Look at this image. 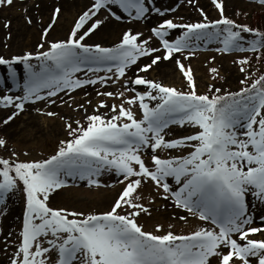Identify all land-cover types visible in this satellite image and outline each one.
<instances>
[{"label":"snow or ice","instance_id":"1","mask_svg":"<svg viewBox=\"0 0 264 264\" xmlns=\"http://www.w3.org/2000/svg\"><path fill=\"white\" fill-rule=\"evenodd\" d=\"M153 2L92 0L66 41L51 43L48 51L36 56L26 53L10 60L0 57V66L8 67L10 79L16 77L13 65L23 64L25 71L23 94L0 96V107L16 109L3 119L4 125L23 112L27 104L38 101L55 104L56 100L51 98L60 93L70 95L86 85L105 87L123 81L119 84L123 90L118 93L97 92L98 96L120 100L118 105L101 100L92 114H87L84 104L78 105L86 113V126L79 120L75 121V128L68 123L66 130L70 138L60 141L58 150L48 159L19 161L15 152L10 159L0 157V216L7 214L8 197L18 192L21 185L25 200L20 240L11 264H49V254L53 252L56 264H210L214 257L219 258V264L236 261L251 264L252 258L257 264H264V240L250 239L264 234V227H249L254 223L249 213L250 200L264 204V75L235 93L221 94L222 89L209 85L211 95L198 93L192 69L179 59L175 63L189 91L140 75L186 50L194 54L191 42L195 41L218 43L222 47L216 51L224 54L260 52L264 49V33L235 23L224 15L222 2L212 0L220 19L209 21L203 10L198 9L203 17L200 22L164 20L151 30L160 47H151L150 39L141 40L142 33L133 34L131 30L125 31L113 48L82 43L107 22V17L99 18L101 12L116 20L121 19L117 11L137 21L152 11L163 16V11L148 7ZM257 2L264 4V0ZM13 3L14 0H0V7ZM60 12L59 7L54 9L52 22L43 36L49 34ZM9 26V23L4 25ZM174 30L183 31L170 41L168 37ZM245 34L252 38L246 39ZM159 52L163 55H155ZM141 58H151L150 63L138 66L134 77L127 76ZM189 58V55L183 57ZM33 60L38 63H31ZM236 63L241 65L240 72L245 73L243 66L250 61L240 59ZM209 71L218 74L216 68ZM79 72L88 78L81 80L76 76ZM100 72L106 75H95ZM248 80L249 76L245 75L240 83L244 85ZM125 92L132 95L126 97ZM101 109L108 111L102 113ZM46 115L52 117L56 113ZM174 125L191 126L197 131L166 139L167 130ZM6 143L0 138V148L6 149ZM182 148L191 151L185 156L166 159L156 155L158 150ZM146 150L153 153L151 166L143 158ZM105 171L122 177L118 182L125 185L110 210L85 214L50 207V197L66 187L69 178L79 177L87 179L90 185H98L93 177ZM169 179L177 186L175 190L167 182ZM147 181L162 190V199L171 198L177 208L211 227H201L189 235L145 232L137 218L141 213H151L137 203L141 200L137 192ZM156 231L162 228L158 226Z\"/></svg>","mask_w":264,"mask_h":264},{"label":"rangeland","instance_id":"2","mask_svg":"<svg viewBox=\"0 0 264 264\" xmlns=\"http://www.w3.org/2000/svg\"><path fill=\"white\" fill-rule=\"evenodd\" d=\"M67 1L71 4L74 1H79L80 4L71 5L74 7L73 10H67L64 8L67 7V4H65ZM91 2L92 0H66L64 2L63 0H14L11 6L0 7V57L10 60L14 56H23L26 53L34 56L47 50L51 43L66 41L75 22L88 9ZM218 2H222L224 6V15L239 25L245 24V21L251 23V20L260 11H264V4L258 3L257 0H218ZM43 4H47V7L42 8ZM57 7L61 9V12L49 30V34L43 36V31L52 22L54 9ZM148 7L159 9L165 14L161 16L152 11L146 18L137 21L119 11H117V15L121 16L120 20L112 18L107 12H101L98 14L99 18L107 17V22L86 37L82 43L93 47L99 45L105 48H113L120 43L123 33L131 30L133 34L142 33L141 40L150 39L151 47H160L159 41L152 37L151 30L164 20L171 19L175 23L200 22L203 17L198 9L203 10L209 21L220 19V13L215 8L212 0H194V3L191 4L188 0H154ZM172 9H175V11H172ZM262 17L264 16H261L259 21L263 22ZM29 19L31 23H28ZM5 23H9L10 26L5 28ZM65 25L66 28L61 30ZM111 27L116 28V33L113 36L107 32ZM83 31L84 29L81 30V33ZM182 31L174 30L168 38L173 41L181 35ZM250 36V34H245L246 39H251ZM191 43L195 48L194 54H190L186 50L184 53L177 54L173 60L161 61L158 66H154L147 74L140 73V75H147L148 79L160 82L165 86L189 91L187 82L175 63L179 59L186 68L190 67L192 69L199 94H210L208 93L209 85L222 89L221 94H224L225 92L235 93L243 87H249L262 70V65L254 58L256 54H250L249 52L224 54L216 51L217 48L222 47L218 43L205 44L201 41ZM41 44L43 47H40ZM155 55H163V52ZM184 55H189L190 58L184 60ZM240 59L250 61L249 65L243 66L247 70L245 73L240 72L241 65L236 63ZM150 60L151 58H141L137 66H133L128 70L127 76L134 77L137 67L150 63ZM31 63L37 64L38 62L33 60ZM12 67L16 72L15 79L9 78L7 66H0V96L16 97L23 94L22 88L25 78L23 64H16ZM211 68H216L218 74L211 73L209 71ZM89 75L93 76L91 73ZM95 75L103 76L106 73L100 72ZM107 75H111V73ZM245 75L249 76V80L242 85L240 80L244 79ZM76 76L81 80L88 78L84 72L76 73ZM213 76H216V79H213ZM122 82L120 81L118 84L109 83L105 87H101L99 84L95 86L86 85L84 88L71 92L70 95L60 93L58 97L51 98L56 100L55 104H51L50 101L27 104L25 110L8 125H4L2 121L12 115L16 109L14 107H0V138L5 139L7 142L6 149L0 148V157L10 159L11 154L15 152L19 161H40L54 155L60 146V141L70 138L66 130L68 123H72V127L75 128V121L79 120L86 126L84 119L86 113L84 109H79L78 105L84 104L87 114H92L93 108L101 100L106 101L109 105H118L120 100L98 96L97 92L118 93L123 90L119 87ZM139 90L143 91L144 89L140 88ZM131 95L132 93L125 92L126 97ZM87 101H91V104H88ZM37 109L40 111L38 112ZM107 111V109H101L102 113ZM47 112H54L56 115L49 117L46 115ZM137 116L140 117L139 112H137ZM167 131L169 134L166 139L171 140L191 135L197 129L191 126L181 128L174 125ZM190 151V148L158 150L156 155L166 159L172 156H185ZM25 153L27 154L25 155ZM152 154L150 150H146L143 154V158L149 166H151L150 158ZM93 179H97L99 184L90 185L87 179L81 180L79 177L69 178L67 186L57 190L50 197V207L65 208L70 211L84 212L85 214H99L110 210L112 203L125 186L118 182L122 177H117L114 173L105 171L99 177H93ZM167 182L175 190L177 186L174 182L171 179ZM22 188L21 185L18 192L9 195L7 200L8 212L6 215L0 216V264H11V258L19 244L25 202ZM137 194L141 196V200L137 203L143 204L151 213V215L141 213L137 218L138 223L145 232L163 235L171 231L176 235H189L201 227H211L207 222L192 216L191 213L177 208L171 198L168 200L162 199L164 193L162 190L157 189L151 181L142 184ZM249 213L254 218V223L249 227H264V221L261 220L264 217V204L259 202L250 204ZM121 214H125V212L121 210ZM181 216L187 217V219L180 220L179 217ZM158 226L162 228V231H156ZM250 239L264 240V234H257L250 237ZM224 251L227 250L224 249ZM49 255L51 257L49 264H56V253L53 252ZM210 264H219V258H211ZM235 264H242V262L236 261ZM251 264H257L255 258L251 259Z\"/></svg>","mask_w":264,"mask_h":264},{"label":"trees","instance_id":"3","mask_svg":"<svg viewBox=\"0 0 264 264\" xmlns=\"http://www.w3.org/2000/svg\"><path fill=\"white\" fill-rule=\"evenodd\" d=\"M261 16H264V11H260L258 15L254 19L251 20V23H247L245 21V24L243 25L251 26L250 28H252L254 31H259V32L264 33V17H262L263 22L259 21ZM257 56H260L261 58L257 59L256 58ZM254 58L255 60L258 61L260 65H262V70L259 72L258 77L260 75H264V49L258 52Z\"/></svg>","mask_w":264,"mask_h":264},{"label":"bare ground","instance_id":"4","mask_svg":"<svg viewBox=\"0 0 264 264\" xmlns=\"http://www.w3.org/2000/svg\"><path fill=\"white\" fill-rule=\"evenodd\" d=\"M64 1H66V0H63V2ZM65 4H67V7L65 6L64 8H66L67 10H73V8L74 7H72L71 5H73V6H76V5H79L80 4V2L79 1H74V2H72V4L71 3H69L68 1L65 3ZM70 4V5H69ZM45 7H47V4H43V6H42V8H45ZM66 28V25L64 26V28H62L61 30H63V29H65ZM116 28H114V27H111L110 29H108L107 30V32H109V33H111L112 35L111 36H113L115 33H116V30H115ZM112 30V31H111ZM256 200H250V204H256Z\"/></svg>","mask_w":264,"mask_h":264}]
</instances>
